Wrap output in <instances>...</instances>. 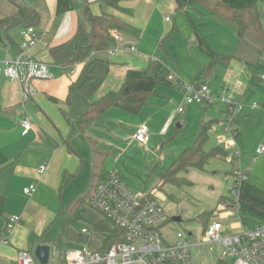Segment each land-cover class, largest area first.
<instances>
[{
  "label": "crops",
  "instance_id": "crops-1",
  "mask_svg": "<svg viewBox=\"0 0 264 264\" xmlns=\"http://www.w3.org/2000/svg\"><path fill=\"white\" fill-rule=\"evenodd\" d=\"M199 1L202 0H125L120 4V9H116L107 6L103 0H0V21L12 20L18 16L20 7H27L37 13L36 28L45 33L46 45L36 46L32 54L48 66L46 78L48 81L43 83L38 79L37 82L34 81L40 91H35L28 100L24 101L20 82L5 75L8 63L16 60L19 55L23 24L11 21L10 24L0 26V237L7 238L6 244L0 243V264H13L19 251L28 250L32 253V248L34 251L39 242L49 241L48 229L55 215L53 201L60 200L65 192L63 186L70 185L73 178L82 171L87 178L86 183L90 185L92 155L91 160L88 159L89 163L85 162L76 144L73 141L71 143L73 135H84L86 131L78 132L76 123L74 122L75 127L71 123L87 110L90 103L108 92L119 91L128 71L145 70L155 60L161 61L165 70L168 69V76L174 75L172 69L170 70L171 65L177 63L178 67H181L179 58H176L177 52L174 53L173 48L170 50L178 41H186L178 37L180 32L175 23L176 18L174 17L172 22L169 16L174 14L188 25L189 31L184 35L188 40L191 38L190 46L187 47L189 57L199 58L203 73L202 81L207 82L211 93L230 95L233 101L244 105V108L234 115L230 130L234 136V147L240 152V157L232 161L235 166L238 164L243 170H247V180L238 187V209L239 214L247 210L264 217V213L260 212L261 209L264 210V153L253 160L255 150L264 146V82L260 78L264 75V45L260 48L254 44L249 35L258 39L250 32H244L240 39L239 27L235 22L206 9ZM222 1L231 7L243 9L251 0ZM86 2L89 3L93 14L106 13L121 18L137 29L138 35L115 32L121 39L115 45L118 50L114 55H109L107 51L95 53L90 61L77 63L71 70L52 65L48 54L49 48L66 43L75 35L81 19V6ZM257 10L260 20L263 19L264 0L258 1ZM168 16L169 19L166 20ZM262 24L264 26L263 22ZM195 30L204 37L211 50L233 57L227 66L218 65L209 77H204V70L210 59L198 47L191 49L193 44L197 45ZM129 47H134L135 50L130 51L127 49ZM196 50L205 57H201ZM171 53H174V57ZM82 74L88 79L80 90L71 95L69 105L66 101L69 86ZM177 74L173 76L172 87H160V96L153 97L141 110L146 120L155 117L159 121L162 120L163 124L158 131L160 136L167 135L177 117L170 120L177 108L168 111V104L162 102L165 98H170L171 93L166 90L181 91L179 85L177 86L181 81L179 78L181 72L177 70ZM216 78L218 84L214 85ZM174 81L177 83L174 84ZM43 85H46L47 90L42 91ZM56 85L59 86V94L55 91ZM154 98L160 101L155 103ZM253 103H257L259 107L252 108ZM189 107H186L185 112ZM211 107H206L209 109H205L206 113L201 123L209 122L210 131L213 130L212 126L217 125H221L223 130L225 121L222 120L225 119L226 107L219 108L218 111L215 109L211 111ZM27 115L31 117L33 127L28 133L23 134L21 123ZM118 118L126 117L119 115ZM176 127L180 129L181 124ZM149 133L151 140L150 128ZM228 135L223 130L220 138L224 136L228 139ZM96 142L106 148L104 143ZM223 147L224 145L217 149H220L224 155L215 158L222 156L227 161L229 153ZM42 165H46V170L43 174H39L38 170ZM64 177L68 181L63 185ZM186 179L191 184L185 186L182 192L190 190L195 185L189 178ZM31 184L35 185V191L31 195L24 194V189ZM209 193L207 191V194ZM222 198L216 200L215 206L219 207ZM210 208V206L206 207V209ZM218 210L216 207L213 209L207 225L212 221H218L223 226L221 234H232L225 233L227 219L239 214H232L221 207ZM218 214L221 219L217 217ZM11 216L19 217V222L15 225L10 224ZM82 222L86 225L90 224L84 219ZM200 222L201 236L196 237L192 232L185 235L192 243L190 247L192 264H195V261H192L193 249L203 244L219 246V252L212 256L211 263L225 264L221 259L222 246L219 243H207L204 238L203 221ZM82 227L83 225L79 229L80 234L88 235L89 232L81 233ZM230 227L232 230H240L239 224H231ZM114 230L115 227L109 234L103 235L100 250H104L105 238ZM67 245L65 251L83 247Z\"/></svg>",
  "mask_w": 264,
  "mask_h": 264
},
{
  "label": "rangeland",
  "instance_id": "rangeland-1",
  "mask_svg": "<svg viewBox=\"0 0 264 264\" xmlns=\"http://www.w3.org/2000/svg\"><path fill=\"white\" fill-rule=\"evenodd\" d=\"M169 16L172 18V22H174V17L176 18L175 23L178 25L180 32L178 37H182L187 41H178L174 47L172 45L170 48V50L173 48L174 53L175 51L177 52L176 54L178 55L176 58H179L181 64V67H178L177 63H175V65L170 64V70L172 69L173 76L178 75L177 70L181 72L179 78H181L182 82L199 86L203 83V73L201 72L199 58H195V56L190 58V54H188L187 47L190 46L189 43L191 38L188 40L184 35L189 31L188 25L185 21L181 20L179 16H175V14ZM261 21L264 23V12ZM249 37L254 44L263 48V44H261L260 41L256 40L251 35H249ZM194 47H197V45L193 44L191 49H194ZM196 51L201 57H205L198 50ZM174 53H171L173 57ZM167 70H165L166 77L168 76ZM36 80L37 79H33L30 85L35 91H40V89L35 86L34 81ZM38 80L42 81V83L48 81L46 78ZM175 83L177 82L174 81V84ZM213 84H218V78L214 80ZM45 86L46 85L42 86V91L47 90ZM208 89L210 90L209 86ZM58 90L59 86L56 85L55 91L59 94ZM166 91L171 93L169 96L170 98H165L162 102L166 105L168 104V111L171 108L176 109L184 104L183 92L169 89ZM217 94L224 95L223 93ZM153 100L155 103L156 101H160L155 98ZM233 102L235 103V101ZM214 105L210 108L211 111H214L213 109L218 111V109L222 107L225 108V105L219 101H216ZM187 109L188 110L182 115L176 117L169 132L165 136L158 135L159 128L163 123L162 120L159 121L157 117L146 120L143 116L144 112L142 111L136 115H130L119 111V109H111L109 112L104 113L95 124L88 127L84 135L76 134L73 135L71 139V143L73 141L76 144V148L81 153L85 162H87L88 159L89 161L91 160L89 148V142L91 140L100 141L105 144L110 154L104 163V170L106 172L116 171L122 183L125 184L130 191L151 195L166 211L169 219L160 232L162 237L168 242H173L175 240L176 233L187 235L189 232H192L196 237L201 236L202 226L198 216L215 207L216 210H218L220 203L219 207L215 206V202L218 198H230L228 187L231 185V182H226V175H234L238 171L247 173V170H243L238 164L235 166L234 161H226L222 156L218 158L211 157L205 164L203 170L191 168L186 173L181 174L183 177L189 178L194 182L195 185L192 186L190 190H186L185 192L181 190V193L170 185L161 186L159 184L160 177L168 170L184 147L193 144L201 120L206 113L205 109L209 108H206L202 104H193ZM225 111L227 114L225 113V119L222 120L225 121L223 123V130H225L224 126L229 115V112H227V110ZM119 115L126 118H118ZM124 121L125 123H123ZM74 122L75 121L71 123L73 127H75ZM179 123L181 124V128L177 129L176 126ZM141 124L149 126L148 128H150L151 131V140L145 145H138L131 140L132 134L135 131L134 129ZM212 127L213 130L209 131L208 140L204 147L205 151L208 153L218 147H222L226 142L224 136L220 138V135L223 134L222 126L217 125ZM171 135H174V139L172 140L169 138ZM82 172L73 178V182L70 185L67 184L63 186L65 192L60 200L55 199L53 201L55 204V215L49 225L47 235L49 241L46 242L52 245L50 249L51 252L54 248L59 249V256L60 252L65 251L67 248L66 246H68L67 244L83 246L90 251H99L102 247L103 235L109 234L114 227L112 222L93 210L87 203L82 204L81 211L83 219L90 223L87 224L88 235H82L79 231L80 226L86 223L81 222L79 226L67 223V209L65 206L80 196H86L90 189L89 183H86L87 178ZM67 181L68 180L65 179L62 184L64 185ZM207 191L210 193L207 194ZM208 206L211 208L206 209ZM260 212L264 213V210L261 209ZM173 217H180V221H173ZM217 217L220 218L219 214ZM231 224H239L240 230H232L230 227ZM259 224L264 225V217H259L245 210L242 214L227 219L225 233L230 232L232 234H237L251 231L258 227ZM219 249V246L216 245L203 244L198 246L192 251V261H195V264H212V256L218 254ZM31 255L33 256V254ZM59 256L55 257L54 264H57Z\"/></svg>",
  "mask_w": 264,
  "mask_h": 264
},
{
  "label": "built area",
  "instance_id": "built-area-1",
  "mask_svg": "<svg viewBox=\"0 0 264 264\" xmlns=\"http://www.w3.org/2000/svg\"><path fill=\"white\" fill-rule=\"evenodd\" d=\"M44 36L45 33L36 27L30 26L22 29L19 55L16 60L8 63L5 70L8 78L20 82L24 101L35 93L30 82L33 79L48 77L47 64L36 59L32 54L36 46L46 45ZM112 37L116 43L121 39L115 32L112 33ZM127 49L135 50L134 47ZM117 50L118 47L114 46L107 52L109 55H114ZM94 54L92 53L90 57ZM90 57L86 59V62L90 60ZM260 78L264 82V75ZM167 79L173 81V76H168ZM178 85L184 94V104L174 111L170 120L183 114L186 107L193 104L211 107L216 101L221 102L229 112L224 126V131L229 135L223 147L229 153L227 161L231 162L234 158H239L240 152L234 147V136L230 130L234 115L244 108L243 105L234 103L230 96L211 94L205 81L199 86L182 81L178 82ZM251 107L255 109L259 105L253 103ZM21 127L23 134L32 130L33 124L30 116L25 117ZM132 139L138 144H146L150 140L148 126L144 124L138 126ZM263 153L264 146L258 147L253 160L255 161ZM45 170L46 165H42L38 172L43 174ZM246 180L247 174L242 171L234 175H226V182H231L228 191L232 199H222L219 202L221 208L229 210L232 214H239L238 187ZM34 191L35 185L31 184L24 189V194L31 195ZM87 204L121 231L119 241L107 250L90 251L85 247H77L66 250L64 254L60 252V256L59 249L54 248L52 252L50 251L47 264H54L57 256H59L57 264H192L190 258L192 243L184 234L176 233L174 242H168L162 237L160 231L169 219L164 208L151 195L130 191L121 182L116 171L108 172L106 179L90 193ZM9 222L15 225L19 222V217L11 216ZM222 229V223L212 221L204 231V238L207 243H219L222 246L221 259L225 264H264V225H259L251 231L229 235L221 234ZM87 232V225L84 224L81 233L86 234ZM0 243L6 244L7 238L0 237ZM47 244L52 246L49 242ZM13 264L42 263L36 261L30 251L21 250Z\"/></svg>",
  "mask_w": 264,
  "mask_h": 264
},
{
  "label": "trees",
  "instance_id": "trees-1",
  "mask_svg": "<svg viewBox=\"0 0 264 264\" xmlns=\"http://www.w3.org/2000/svg\"><path fill=\"white\" fill-rule=\"evenodd\" d=\"M124 1L103 0L107 6L116 9H120V4ZM258 1L251 0L249 5L243 9L231 7L222 0H202L199 3L206 9L235 22L239 27L240 39L244 32H250L264 45V26L257 10ZM80 16L81 19L75 35L66 43L49 48L48 54L52 60V65H58L69 70L77 63L86 62V59L92 53L105 52L109 48L114 47L116 42L112 37L113 32L132 34L133 36H137L139 32L133 26L116 16L106 13L100 15L93 14L87 2L81 6ZM9 20L0 21V26L10 24L11 21H16L17 24H23V29L30 26L36 27L38 17L37 13L32 9L20 7L18 9V16ZM195 39L197 47L210 59L208 65L205 67L204 77L212 75L218 65L227 66L232 61V56L211 50L204 37L197 30H195ZM164 71L165 68L162 62L156 60L150 63L145 70L128 71L119 91L108 92L93 101L89 104L87 110L78 116L75 121L78 132L83 133L110 109H119L131 115L138 114L151 102L153 97L160 96V87H172V81L167 79ZM87 79V76L82 74L70 84L66 99L69 105L71 95L80 90ZM210 128L211 124L209 122H202L200 124L193 144L185 147L168 170L160 177L159 184L161 186L170 185L178 191L182 190L185 186H190L191 184L188 179L181 176L183 172H187L191 168L203 170L209 158L224 155L220 149L212 150L210 153L205 151L204 147L208 140ZM169 138L170 140L174 139V135H171ZM90 151L92 155L90 189L86 196H80L66 206V221L75 226H79L83 221L82 204L87 203L90 193L108 175V172L104 170V163L110 154L109 149L101 147L95 140H91ZM212 213L213 209L207 210L198 216V219L203 221L204 231L208 227V219L211 218ZM120 237L121 231L115 228L112 234L106 236L104 250H107L112 244L119 241Z\"/></svg>",
  "mask_w": 264,
  "mask_h": 264
},
{
  "label": "water",
  "instance_id": "water-1",
  "mask_svg": "<svg viewBox=\"0 0 264 264\" xmlns=\"http://www.w3.org/2000/svg\"><path fill=\"white\" fill-rule=\"evenodd\" d=\"M172 220L180 221V217H173ZM50 249L51 246H49L47 242L46 243L39 242V244L34 248V251L32 248L31 254H33V258L39 263L47 264L48 256L50 254Z\"/></svg>",
  "mask_w": 264,
  "mask_h": 264
}]
</instances>
